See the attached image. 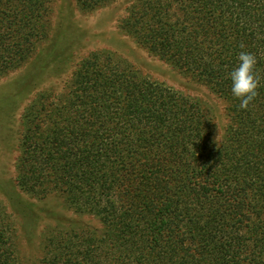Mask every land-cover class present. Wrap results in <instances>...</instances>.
Segmentation results:
<instances>
[{
	"label": "trees",
	"instance_id": "trees-1",
	"mask_svg": "<svg viewBox=\"0 0 264 264\" xmlns=\"http://www.w3.org/2000/svg\"><path fill=\"white\" fill-rule=\"evenodd\" d=\"M109 0H75L82 10ZM56 0H0V75L36 59ZM121 25L227 103L221 140L207 108L109 50L80 60L23 116L17 183L58 192L100 227L46 228L29 264H264V0H136ZM243 42L245 48L241 49ZM257 58L248 109L230 72ZM0 204V264L23 262Z\"/></svg>",
	"mask_w": 264,
	"mask_h": 264
},
{
	"label": "rangeland",
	"instance_id": "rangeland-1",
	"mask_svg": "<svg viewBox=\"0 0 264 264\" xmlns=\"http://www.w3.org/2000/svg\"><path fill=\"white\" fill-rule=\"evenodd\" d=\"M136 0H109L101 7L82 10L75 0H56L50 38L36 59L0 75V204L12 221L20 256L29 264L41 256L42 235L66 221L100 227L92 215L68 208L58 192L45 198L23 190L17 183L23 116L28 104L47 90L61 91L77 64L93 52L109 50L126 59L153 81L164 83L201 102L217 124L221 140L228 124L227 103L210 88L173 68L140 46L121 25Z\"/></svg>",
	"mask_w": 264,
	"mask_h": 264
},
{
	"label": "clouds",
	"instance_id": "clouds-1",
	"mask_svg": "<svg viewBox=\"0 0 264 264\" xmlns=\"http://www.w3.org/2000/svg\"><path fill=\"white\" fill-rule=\"evenodd\" d=\"M240 48H245L241 42ZM238 66L230 72L232 94L240 100L239 107L248 109L251 102L258 96L260 79L256 73L257 58L251 52L241 51L238 56Z\"/></svg>",
	"mask_w": 264,
	"mask_h": 264
}]
</instances>
